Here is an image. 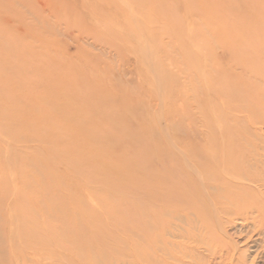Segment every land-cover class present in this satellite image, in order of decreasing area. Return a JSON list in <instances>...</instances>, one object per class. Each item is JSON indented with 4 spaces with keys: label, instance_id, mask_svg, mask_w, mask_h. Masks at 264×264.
Here are the masks:
<instances>
[{
    "label": "rangeland",
    "instance_id": "rangeland-1",
    "mask_svg": "<svg viewBox=\"0 0 264 264\" xmlns=\"http://www.w3.org/2000/svg\"><path fill=\"white\" fill-rule=\"evenodd\" d=\"M224 1L0 0V264H158V154L178 174L174 153L227 135ZM208 221L184 233L185 264H264L254 224ZM37 224L50 260L24 243L15 261Z\"/></svg>",
    "mask_w": 264,
    "mask_h": 264
},
{
    "label": "bare ground",
    "instance_id": "bare-ground-1",
    "mask_svg": "<svg viewBox=\"0 0 264 264\" xmlns=\"http://www.w3.org/2000/svg\"><path fill=\"white\" fill-rule=\"evenodd\" d=\"M224 2L226 3L221 9L223 31L221 47L229 56L227 74L232 72L234 77V81L230 74L225 78L227 111L223 115V121L227 135L226 138L222 137L225 140L221 141L214 136L205 139L202 143L203 150L199 154L190 153L188 163L184 161L187 154L174 153L170 160L173 159L177 167L181 168V170L178 169V174L170 172L165 167V163L169 161L168 157L158 154V202L163 201L165 197L170 201L167 210L166 208L157 209L158 264H185L183 258H190L191 252L187 251L188 247L185 246L189 239L184 233L188 234L187 229H194L192 227L194 222L206 226L212 216L222 215L225 219L233 216L239 220L250 221L264 234V178L261 177L264 176V155L259 149V144L264 142V138L260 139L264 134V88L262 87L264 84V0H233V2L225 0ZM140 55H142L141 52ZM146 55L144 54V57ZM154 78L156 80V77ZM234 91L238 95L235 100L230 96ZM213 125V123L209 125L211 129ZM252 136H256L257 141L259 140L257 144L250 140L249 137ZM179 159H183L185 163L180 164ZM259 167L258 173L251 174L245 171L246 168ZM167 183L170 188H167L166 192L164 185ZM228 204L238 206L230 211L226 207ZM94 227L92 224L89 226L91 230ZM40 229H42L41 225L37 224L36 232L31 230L29 234H19L21 240V243H17L19 247H16V243H12L10 250V255L15 261L19 257L17 250L24 243L30 245L32 243L33 246L29 247V251L35 254L34 257H38L36 259L50 260V257L44 256L46 247L37 246L41 243L37 242L36 237L39 233L43 234ZM76 231L79 235L82 233L81 228ZM199 243L212 255L217 254L218 251L222 253L220 248L212 246L211 241H201L197 244ZM90 251L88 256L94 258L95 252L93 249ZM5 254L6 252L1 249L0 257L4 258ZM34 257L27 256L31 262ZM3 260L7 262L11 258Z\"/></svg>",
    "mask_w": 264,
    "mask_h": 264
}]
</instances>
